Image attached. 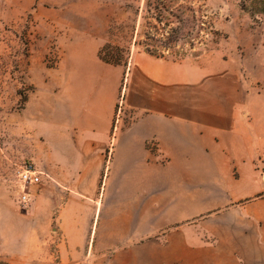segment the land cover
I'll return each instance as SVG.
<instances>
[{"label": "crops", "instance_id": "0c3cea01", "mask_svg": "<svg viewBox=\"0 0 264 264\" xmlns=\"http://www.w3.org/2000/svg\"><path fill=\"white\" fill-rule=\"evenodd\" d=\"M83 32L94 39L90 65L112 71L114 78L100 77L93 95L59 102L58 110L31 119V131L39 140L36 166L42 175L26 212L35 235L15 247L21 263L264 261V183L253 174L252 134H245L238 151L223 144L225 132L213 136V146L207 148L203 112L191 115L190 99L183 96L174 105V84H185L170 75L173 61L132 48L126 64H109L98 57L107 33ZM106 90L108 97L101 94ZM213 153L239 172L227 184L219 182V190L206 188V183H218L216 177L190 174L191 167L204 168ZM208 162L216 164L211 158ZM219 192L234 201L255 200L234 208L236 223L223 222L218 214L210 223H181L190 217L191 198L204 200ZM195 226L207 236H192Z\"/></svg>", "mask_w": 264, "mask_h": 264}, {"label": "rangeland", "instance_id": "374dc122", "mask_svg": "<svg viewBox=\"0 0 264 264\" xmlns=\"http://www.w3.org/2000/svg\"><path fill=\"white\" fill-rule=\"evenodd\" d=\"M239 1L0 0V259L22 264L15 247L35 235L26 213L31 200L21 203L19 177L27 165L38 170L39 140L31 131V119L58 110L59 102L82 101L93 95L100 77L114 78L112 71L90 65L94 39L84 34L85 29L107 33L100 47L110 42L129 51L147 48L173 61L170 75L185 84H174V105L183 96L190 99L191 115L203 112L207 148L213 146V136L225 132L223 144L238 151L245 144V134H252L253 174L264 183V32L240 8ZM119 57L126 55L120 51ZM126 83L125 71L118 110ZM101 94L108 97L110 92ZM206 158L207 165L191 167L190 174L216 177L218 183H206L207 189L219 190V182L227 184L239 175L221 155ZM209 158L216 164L210 165ZM38 183L26 187L30 198ZM101 185L95 183V191ZM192 185L191 190L195 189ZM252 200L234 201L221 192L204 200L191 198L190 217L181 223H210L217 214L223 222L236 223L239 216L234 208ZM202 230L191 227V235L207 236Z\"/></svg>", "mask_w": 264, "mask_h": 264}, {"label": "trees", "instance_id": "16d2710c", "mask_svg": "<svg viewBox=\"0 0 264 264\" xmlns=\"http://www.w3.org/2000/svg\"><path fill=\"white\" fill-rule=\"evenodd\" d=\"M239 6L243 11H245L250 16V18L253 20L255 24H260L263 26V32H264V0H240ZM110 49L115 50L116 52L115 55L109 54ZM120 51L126 55L125 59H121L119 57ZM145 51L150 54H153L147 48L145 49ZM129 55H130L129 49L126 50V48L119 47L110 42H106L98 51L99 59H101L103 62L113 65L126 64ZM262 194L263 193L258 194V196ZM0 264H9V263L3 259H0Z\"/></svg>", "mask_w": 264, "mask_h": 264}, {"label": "built area", "instance_id": "2783aa9c", "mask_svg": "<svg viewBox=\"0 0 264 264\" xmlns=\"http://www.w3.org/2000/svg\"><path fill=\"white\" fill-rule=\"evenodd\" d=\"M41 172L31 165L24 167L20 173L19 177L22 182L21 184V195L20 201L23 204H26L30 199V194L25 189L27 186H32L40 181Z\"/></svg>", "mask_w": 264, "mask_h": 264}]
</instances>
